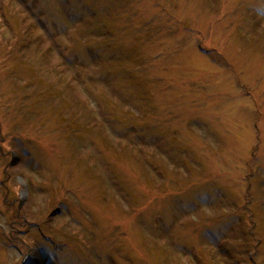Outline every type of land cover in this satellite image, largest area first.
Instances as JSON below:
<instances>
[{
	"label": "rangeland",
	"instance_id": "obj_1",
	"mask_svg": "<svg viewBox=\"0 0 264 264\" xmlns=\"http://www.w3.org/2000/svg\"><path fill=\"white\" fill-rule=\"evenodd\" d=\"M0 264H264V0H0Z\"/></svg>",
	"mask_w": 264,
	"mask_h": 264
},
{
	"label": "trees",
	"instance_id": "obj_2",
	"mask_svg": "<svg viewBox=\"0 0 264 264\" xmlns=\"http://www.w3.org/2000/svg\"><path fill=\"white\" fill-rule=\"evenodd\" d=\"M75 15H76V13H74ZM74 14H71L70 15V13H69V16H71L72 18H74ZM35 23L37 24V25H39L40 26V29L41 30H47V28L46 27H44V26H46V25H44L43 26V23H38L37 21H35ZM44 31V32H45ZM112 34V33H111ZM89 50H87V49H83L82 51H78V50H71L70 51V54H69V57L67 56V59H69L68 61H66V63H67V65H69V66H71L72 64H73V66L75 65V63L77 62V61H79V60H81V61H85V59H89V56H91L92 55V57L93 58H95V55L93 54V52H91V51H89ZM84 53V54H83ZM91 54V55H90ZM66 65V64H65ZM68 67V66H67ZM69 68V67H68ZM233 255H235V253L234 252H232V253H230L228 256H233ZM45 262H46V260H45Z\"/></svg>",
	"mask_w": 264,
	"mask_h": 264
},
{
	"label": "water",
	"instance_id": "obj_3",
	"mask_svg": "<svg viewBox=\"0 0 264 264\" xmlns=\"http://www.w3.org/2000/svg\"><path fill=\"white\" fill-rule=\"evenodd\" d=\"M60 212H61V209L57 210L56 212H54V213L52 214V217L58 215Z\"/></svg>",
	"mask_w": 264,
	"mask_h": 264
}]
</instances>
